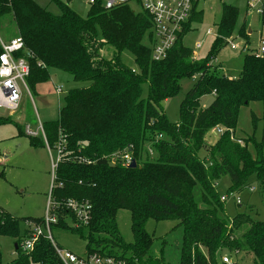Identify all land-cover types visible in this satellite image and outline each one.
Instances as JSON below:
<instances>
[{
  "label": "trees",
  "instance_id": "obj_1",
  "mask_svg": "<svg viewBox=\"0 0 264 264\" xmlns=\"http://www.w3.org/2000/svg\"><path fill=\"white\" fill-rule=\"evenodd\" d=\"M56 4L59 15L33 0H0L5 42L11 35L19 36L33 56L26 78L31 95L37 96V85L50 80V70L88 84L67 91L57 120L42 124L46 143L38 135L27 136L35 149L53 150L63 141L65 152L55 170L59 186L53 189L52 199L91 206L88 222L79 226L74 214L62 206L50 229L54 226L77 235L87 255L111 257L123 264H166L163 249L159 257L150 253L154 238L145 231V224L172 220L182 229L178 264H222V256L240 254L244 259L251 257L252 264H264V221L248 214L225 218L224 203L216 191L222 177L230 181L227 196L240 192L255 177L264 204V53L245 54L236 78L218 75L209 66L217 55L215 49L232 33L238 10L222 6L218 37L204 59L191 61L192 50L182 44L191 22H202L199 12L193 13L167 58L153 62L150 46L142 44L145 37L149 44L152 38L146 13L135 12L129 5L105 10L102 0H95L82 18L68 4ZM245 32L243 27L239 30L244 37ZM106 49L112 52L109 59L103 54ZM123 51L133 56L137 72L120 61ZM192 78L193 86L180 106V120L172 124L162 103L180 92L182 80ZM142 86L147 89L145 98ZM206 96L213 100L202 108L199 101ZM251 102L262 106L261 118L251 117L254 127L261 122L255 159L248 152L251 140H241L240 145L233 135L239 110ZM11 123V118L0 117V126ZM213 129L224 132L210 145L206 135ZM145 144L151 145V157L144 153ZM200 152L205 153L203 159L198 157ZM123 153L135 161L134 169L122 165L118 155ZM120 211L129 213L131 242L119 232ZM27 220L42 222V218ZM18 221L0 212V237L17 238L16 258L10 264H61L45 236L38 238L29 254L23 253L27 230L19 237Z\"/></svg>",
  "mask_w": 264,
  "mask_h": 264
},
{
  "label": "rangeland",
  "instance_id": "obj_2",
  "mask_svg": "<svg viewBox=\"0 0 264 264\" xmlns=\"http://www.w3.org/2000/svg\"><path fill=\"white\" fill-rule=\"evenodd\" d=\"M33 1L40 8L53 15H59L57 1L68 4L82 18L87 16V11L90 7L89 0ZM222 6L236 8L238 14L232 33L229 37H225L222 40L221 44L218 45L213 53L217 55L212 62V67L216 69L215 73L218 75L226 76L227 78H236L241 71L244 54L228 47L226 45L227 40L235 38L237 44L242 43L239 37H245L239 34V30L243 27L252 32L249 41L250 48L254 50L257 47L258 34L262 31L258 16L252 15L245 18V3L243 0H207L200 4L199 9L203 12L202 22L192 24L190 32L182 37V44L188 49L193 50L197 60L204 59L208 55L215 40L217 26L222 15ZM130 8L135 12L140 10L135 4H130ZM13 30L14 27L11 26L10 31ZM207 30H210L212 33L207 35ZM15 36L11 35L8 38H11V40L18 39L19 36ZM0 39L3 42L7 39V35L4 34L1 26ZM142 44L149 47L146 37L142 40ZM196 44H199L201 48L196 50ZM111 53L110 49H106L103 54L109 59ZM120 61L128 68L137 72L134 58L129 52L123 51L120 55ZM40 66L43 67V65ZM49 72L50 80L47 83L37 85V96L32 94V100L23 95L21 106L15 114H10L0 109V117L11 118L22 129L25 135H19L14 123L0 126V172H2V176H0V212L9 213L12 217L19 220V237L23 236L25 223L28 221L27 218L43 217L49 197L52 177L50 156L47 149H35L31 147L28 140V137L31 136H28L24 129L26 126H29L32 132H37L38 136L43 138L42 133L38 132V120L40 124L56 121L65 93L69 90L88 85L86 83L74 82L70 75L63 72L57 70H50ZM194 80L195 78L182 80L180 82V92L162 103V111L170 123L175 124L179 122L181 103L186 93L193 86ZM54 87H60L62 89V94L59 97L55 94ZM141 88L142 96L145 98L147 96V89L145 86ZM212 100V96L202 97L199 101L200 106L206 108ZM252 115L257 119L261 118L262 106L260 103L251 102L247 107H242L239 110L233 135L235 139L251 140L248 144V152L255 159V144H258L261 140V122H257V125L254 127L251 122ZM218 138L219 136L213 135L211 132L206 135L207 143L210 145H213ZM144 153H147L149 157L152 156L150 144H145ZM262 154L264 156V147ZM52 155H55L54 152H52ZM124 156L129 155L126 153L120 156L118 155L121 162ZM204 156V152H200L198 155L200 159H203ZM229 187L230 181L228 177H222L217 182L216 191L220 196H227L226 191ZM251 188L253 189L252 192L249 191ZM236 198L240 201L239 205L235 202ZM237 214H248L257 221H264V204L260 195V184L255 177H251L245 188L240 192L232 193L224 202L223 215L225 218L232 219ZM117 225L123 239L126 242H131L130 216L127 211H120L118 213ZM50 231L53 241L59 248L69 251L76 256H83L85 254V243L77 235L54 226L51 227ZM145 231L154 238L150 253L154 257H159L160 250L163 249L165 263L178 264L182 237V229L178 227V222L172 220L155 222L150 220L145 224ZM16 242L17 238L14 237H0L2 264H10L16 258ZM224 257L237 264H252V258L244 259L243 254L237 257H231L229 255L222 256V258ZM29 264L34 263L30 262Z\"/></svg>",
  "mask_w": 264,
  "mask_h": 264
},
{
  "label": "built area",
  "instance_id": "obj_3",
  "mask_svg": "<svg viewBox=\"0 0 264 264\" xmlns=\"http://www.w3.org/2000/svg\"><path fill=\"white\" fill-rule=\"evenodd\" d=\"M207 0H102L103 8L105 10H112L121 6L135 4L140 8V11L146 13L152 23L151 29V43L149 44L151 50V60L153 62H161L165 60L178 42L179 35L183 33L185 25L191 19L193 13L202 12L199 9L200 4ZM245 3V18L255 15L260 18L264 16V0H243ZM95 0H89V4H94ZM203 13V12H202ZM193 22H191L192 27ZM190 27V28H191ZM262 31L258 34L257 47L253 50L250 48V38L252 32L246 30L245 38H240L242 43L237 44L236 39L232 38L227 40V46L234 51H238L242 54H251L260 56L264 53V24L261 22ZM207 35L212 32L207 30ZM218 37L216 33L215 38ZM247 39V40H246ZM0 109H3L10 114H15L23 101V95L32 100V95L26 84V78L29 75V63L28 60L33 58L31 52L24 47L23 41L18 39H12L9 42H3L0 39ZM199 44L195 45V49H200ZM191 60H197L196 55L192 50ZM211 60L209 66L212 67ZM55 94L59 97L62 94L60 87H54ZM213 95V94H212ZM38 132L42 133L44 142L45 137L42 132V124L39 120ZM28 136L35 137L37 132H32L29 126L24 129ZM224 132L223 129H213L211 133L213 135L220 136ZM242 145L241 140L236 141ZM47 152L50 156L51 165V183L50 192L45 206L44 215L40 224H35L32 221H26L25 229L27 230L26 238L21 245V251L25 254H29L37 242L38 238L45 236L50 240L54 249L55 255L61 264H123L119 260H115L111 257H100L96 254L83 256H76L69 251L59 248L52 239L50 233V225L57 222V210L59 208H66L69 212L74 214L77 226L84 225L90 218L91 206L87 202H77L73 200H67L63 203L55 202L52 199V191L59 185L55 183V170L60 158L65 152L63 141L59 140L56 147L50 150L47 146ZM54 152V156L52 155ZM123 162V163H122ZM124 167H129L130 157L124 156L122 160ZM250 192L253 189H249ZM229 196H220V202L224 203ZM236 204L239 205L240 201L236 198ZM222 264H233L228 258L222 259Z\"/></svg>",
  "mask_w": 264,
  "mask_h": 264
},
{
  "label": "water",
  "instance_id": "obj_4",
  "mask_svg": "<svg viewBox=\"0 0 264 264\" xmlns=\"http://www.w3.org/2000/svg\"><path fill=\"white\" fill-rule=\"evenodd\" d=\"M249 32H250V30H249ZM135 167H136V165H135V161H134V160H131L130 165H129L128 168H130V169H134Z\"/></svg>",
  "mask_w": 264,
  "mask_h": 264
}]
</instances>
